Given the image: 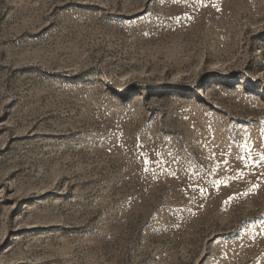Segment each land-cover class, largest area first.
<instances>
[{
  "label": "rangeland",
  "instance_id": "374dc122",
  "mask_svg": "<svg viewBox=\"0 0 264 264\" xmlns=\"http://www.w3.org/2000/svg\"><path fill=\"white\" fill-rule=\"evenodd\" d=\"M0 264H264V0H0Z\"/></svg>",
  "mask_w": 264,
  "mask_h": 264
}]
</instances>
